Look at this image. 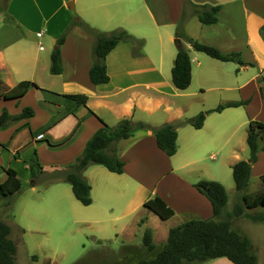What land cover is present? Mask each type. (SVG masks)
Returning a JSON list of instances; mask_svg holds the SVG:
<instances>
[{"label": "crops", "instance_id": "0c3cea01", "mask_svg": "<svg viewBox=\"0 0 264 264\" xmlns=\"http://www.w3.org/2000/svg\"><path fill=\"white\" fill-rule=\"evenodd\" d=\"M67 1H23L26 12L34 14L35 10L42 21V28L35 30V34L37 37L43 34L47 37L46 52L42 51V44L37 46L36 41L23 39L18 24L12 21L8 23L5 11L0 12V79L7 86L24 79L38 85L30 87L17 98L0 96V112L5 109L8 114L15 115L21 113L24 107L33 110L31 116L0 128V148L7 151L6 157H22V150L26 147L24 144L18 143L12 149L7 145L19 129L27 127L31 130L34 124L36 128H43L52 123L48 130L37 133H42V138H37L36 134V140L47 137L51 143H55L69 137L59 149L48 151L53 153V158L45 163H42L39 153L42 145L34 150L39 168L51 170L73 162L103 123L115 125L123 118L141 121L152 127L173 123L177 125V149L172 155H167L157 146L151 130L139 129L132 136L115 142L116 154L124 161L121 173L110 171L101 164L88 165L82 175L91 186L90 204L83 205L74 196L71 185L65 182L72 193L69 196L74 209L73 222L84 223L98 237H104L106 227L108 229L110 225L109 233L129 240L137 228H148L147 219L141 222L137 216L141 209L147 210L144 202L156 195L174 210V214L166 220L156 215L160 222L177 218L176 223L179 224L190 218L212 217L209 199L193 184L199 179L224 183L227 172L231 171L232 174L231 165L249 156L245 132L249 120L264 122V96L259 91L258 82V77L264 76V38L259 32L264 24V0H190L195 4L218 5L219 10L216 22L210 24H203L196 15L188 14L183 23L184 32L223 53L239 52L242 60L249 64L237 68L238 64L234 61L211 57L184 43L191 61V81L185 89H177L171 80V67L176 54L175 28L181 17L183 0H72L76 15L90 26L102 31L122 28L134 38L142 40L138 53L133 51V42L119 41L105 56L108 81L97 84L89 79L93 44L90 34L80 26L73 25L66 32L64 40L56 44L72 20ZM13 2L11 0L10 4ZM20 23L24 32L32 33L30 26ZM56 47L60 51L62 69L60 73L53 74L50 71V55ZM235 67L238 75L232 76L230 71ZM206 89L216 92L212 101L204 93ZM74 93L85 94L86 103L76 105L65 96ZM246 99L248 102L242 105L209 111L199 128L181 123L219 103ZM56 128L57 136L54 135ZM30 144L34 147L32 141L27 147ZM41 149L45 152L44 147ZM25 160L23 166L28 169ZM8 167L16 171L20 188L12 194H3L0 189V195L5 200L22 188L19 172L10 163L0 165V184L7 177L5 170ZM262 173L264 148L251 164L249 180ZM52 184L51 188H55L51 194L42 195L37 200L41 199V203L46 205L50 203L49 196L52 195L55 205L60 206V192L67 189L56 187V182ZM30 190H36L35 184L30 185ZM94 190L97 201L94 200ZM96 202L98 206L94 204ZM116 207L119 209L117 212L113 210ZM175 225L166 227V236L168 229ZM233 227L243 235L248 234V227L238 229L236 223ZM151 233L154 242V232L151 230ZM165 240L163 238L159 245ZM251 244L254 247V243ZM128 245L143 250L142 238L141 244ZM127 254L129 258L131 255ZM127 264H134V259ZM201 264L235 263L221 256Z\"/></svg>", "mask_w": 264, "mask_h": 264}, {"label": "trees", "instance_id": "16d2710c", "mask_svg": "<svg viewBox=\"0 0 264 264\" xmlns=\"http://www.w3.org/2000/svg\"><path fill=\"white\" fill-rule=\"evenodd\" d=\"M218 10V5L195 4L190 0H183V10L179 23L175 28L176 54L171 67V80L177 89L187 88L191 81V61L184 43H188L195 50L220 60L234 61L240 66L249 64L242 60L239 52L223 53L215 46L199 42L184 32L183 23L188 14L196 15L203 24H210L216 22ZM73 25L80 26L93 37L92 65L89 69V79L95 84L108 81L105 56L119 41L134 42L136 40V45L133 48L135 53H138L142 46V40L134 38L125 29L97 30L81 20L75 12H73L71 22L60 34L57 40L58 43L64 40L66 32ZM259 32L264 38V24L259 28ZM50 59L51 73H60L62 67L58 47L52 50ZM258 82L259 91L264 96L263 75L258 77ZM0 87L2 88L0 96L17 98L22 96L30 87H38V85L34 81L24 79L13 86H7L0 79ZM65 96L73 100L76 105L85 104L87 99L85 94L78 93L66 94ZM247 102L248 99L225 101L214 108L200 111L181 123H189L195 128H199L209 111H220L225 107L238 106ZM32 114L33 110L30 107H24L21 113L15 115L8 114L3 109L0 112V128H4L9 122ZM176 126V124L166 122L160 126L152 127L150 124L141 121L135 122L130 118H123L115 125L103 123L87 140L83 151L74 161L58 170L54 177L68 182L74 196L83 205H88L91 203V186L82 175L83 170L88 165L101 164L110 171L121 173L124 161L118 158L115 148L111 146L119 139L132 136L139 129L151 130L155 136L157 146L167 155H172L177 149ZM68 140L69 137L59 143L50 144V146H62ZM246 142L249 147L248 158L238 160L231 165L235 189L240 196V201L235 202L231 210H226L228 195L224 185L216 180L199 179L193 185L209 199L213 210L212 217L207 219L190 218L171 226L168 229L166 240L159 246L154 244L151 230L146 228L142 235V248L148 255L136 256L138 249H129L128 253L135 258L134 264H193L221 256L228 258L235 264H257V256L252 250L250 240L234 228L232 222L234 218L243 214L252 220L264 221V214L253 216L245 211V208L264 207V173L259 176V188L252 197L246 192L251 164L256 160L258 152L264 148V122L256 119L249 120ZM34 163L38 165L36 159L32 165ZM5 171L7 177L1 182L0 189L3 194H12L19 190L20 180L13 168L8 167ZM143 206L152 210L161 220H166L174 214V210L157 195L148 198ZM9 234L10 226L0 219V264H16V244ZM32 258L35 259V256H32ZM43 264H49V261L47 260Z\"/></svg>", "mask_w": 264, "mask_h": 264}, {"label": "rangeland", "instance_id": "374dc122", "mask_svg": "<svg viewBox=\"0 0 264 264\" xmlns=\"http://www.w3.org/2000/svg\"><path fill=\"white\" fill-rule=\"evenodd\" d=\"M10 1L11 0H0V12L5 11V20L8 23L12 21L14 24H18L17 28L20 29L19 33L23 35V39L36 41L37 46L39 43L42 44L44 48L42 51L46 52L47 37L44 34L41 37H37L35 34V30H38L42 25V21L36 16L35 10L34 14H31V11L30 13L26 12L27 7L23 2L25 0H14L12 4H10ZM69 12L72 16L74 8L71 9L69 7ZM18 20L25 25L27 24L30 26L33 29L32 33L27 31L24 32L25 30L21 28L23 25H21ZM133 43L136 45V40ZM56 44H58L57 41ZM52 47L53 45L51 48ZM239 66L240 65L238 64L236 67L238 68ZM236 67L230 71L232 76L238 75ZM242 73L243 72H241V74ZM1 90L2 88L0 87V91ZM204 93L208 96L207 98L210 101L216 96V92L211 89H206ZM50 125H52V123H49V125L44 126L43 128H36L34 127V124L31 130L27 127L19 129L8 145L7 143H4V145H7L10 149L18 143L24 144L26 147L22 150L23 154L20 158L9 155L10 158L8 159L6 157L7 151L0 148L2 157L0 158V165L10 163L11 166L19 172L22 181L21 190L12 197L5 200V198L0 195V216L2 220L10 226L9 236L16 243L15 258L17 264H43L47 260L49 261V264H127L128 262H131V260L135 258L131 259V256L128 258L127 252L131 249V246L128 244H141L144 230L143 227L137 228L135 234L129 240L120 235L116 236L112 232L109 233L112 228L110 225L108 229L106 227V235L104 237H98L93 234L89 230V227L84 223L78 224L73 222L74 209L70 202L69 195H72L69 190L70 186L68 183L54 177L58 173L57 171L63 169L65 166H61L58 169L42 170L39 168V163H37L38 165L35 163L32 165L35 159L37 161V154H33L37 146L42 145L41 148H45V152L39 148L42 163L53 158V153H49L48 151L57 150L61 147L50 146V144H56L61 141L51 143V139L47 137L42 140L34 139L38 132L42 130L45 131L46 129L48 130ZM37 126H39V124H37ZM247 128L245 130L246 133ZM54 131V135L57 136L58 128ZM31 141L34 147H32L31 144L27 147ZM111 147L115 148V143H113ZM23 159H26L25 162H27L28 169L23 166ZM209 161L211 162L212 160L209 159ZM57 180L60 181L57 182ZM54 182L57 183L54 184L56 187H64L67 189V191L64 190L60 192V206L55 205L53 202L55 197L52 195L49 196L50 203L43 205L41 199H37L42 195H50L51 191L55 188V186L51 188V185H53L52 183ZM31 184H35L36 190H30ZM222 184L227 191L229 199L227 200L225 208L226 210H231L234 203L240 201V196L235 189L231 171L227 172V177ZM259 184V177L250 178L249 185L246 189L249 196L252 197L255 191L259 188ZM93 196L94 200L97 201V193H95V190L93 191ZM72 199L75 201L74 198ZM94 204L98 206L97 202ZM93 209L95 210V208ZM97 210L98 209L96 208V211ZM113 210L115 212L119 211L117 207ZM245 211L250 215L260 216L264 214V207L245 208ZM153 213L152 210H146L143 208L139 212L137 218L138 221H145L147 219L146 227L154 232V242L156 246H159V243L162 242L161 240L167 237L166 227L169 224H177L176 221L178 219L171 218L168 222H160L156 214ZM256 221L243 214L240 217L233 219L232 226L236 223L238 229L241 226L244 228L248 227V234L244 235L250 240V242L254 243L252 250L258 258V263L264 264V222ZM245 222L247 223L246 225H244ZM137 249L139 250V253L137 250L135 254L136 256L148 255V253L146 255V252L143 250L139 248ZM33 255L35 256V259L32 258ZM201 263L202 262H198L197 264Z\"/></svg>", "mask_w": 264, "mask_h": 264}, {"label": "water", "instance_id": "95a60500", "mask_svg": "<svg viewBox=\"0 0 264 264\" xmlns=\"http://www.w3.org/2000/svg\"><path fill=\"white\" fill-rule=\"evenodd\" d=\"M67 5H68L71 9L74 8V6H73V1H72V0H68V1H67Z\"/></svg>", "mask_w": 264, "mask_h": 264}, {"label": "built area", "instance_id": "2783aa9c", "mask_svg": "<svg viewBox=\"0 0 264 264\" xmlns=\"http://www.w3.org/2000/svg\"><path fill=\"white\" fill-rule=\"evenodd\" d=\"M42 136H43V134L42 133H39V134H37V138H42Z\"/></svg>", "mask_w": 264, "mask_h": 264}]
</instances>
